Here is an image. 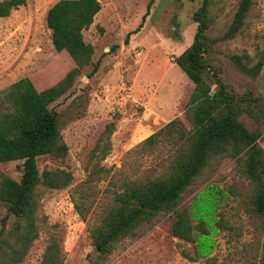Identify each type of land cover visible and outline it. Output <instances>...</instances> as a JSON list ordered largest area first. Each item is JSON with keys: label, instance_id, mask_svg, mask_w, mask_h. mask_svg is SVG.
Here are the masks:
<instances>
[{"label": "rangeland", "instance_id": "obj_1", "mask_svg": "<svg viewBox=\"0 0 264 264\" xmlns=\"http://www.w3.org/2000/svg\"><path fill=\"white\" fill-rule=\"evenodd\" d=\"M57 0H26L9 16L0 17V90L28 77L37 90L58 82L74 66L65 51H56L45 15ZM99 0L101 8L83 38L94 46L91 66L83 69L74 85L49 107L62 114L61 134L67 145L63 157L37 158L39 172L63 169L72 175L69 185L52 189L37 185L38 235L18 264H40L46 245L55 238L63 254L62 264H89L94 255L89 228L97 224L113 203L125 181L154 176L167 158V147L136 152L139 142L173 118L189 128L185 107L193 82L174 59L193 40L197 23L192 15L200 1ZM238 0H213L215 22L209 37L227 30ZM264 49V0H253L242 30L231 39L219 40L210 61L223 79L237 91L251 90L264 97V66L252 78L231 60L232 54H249L253 61ZM250 130L259 129L257 140L264 150V126L243 115ZM113 130L107 136L108 125ZM108 141V148L101 146ZM208 165L182 193L176 210L190 208L206 187L221 191L216 198L217 219L222 226L214 235V249L206 257L196 255L195 242L172 235L174 211L161 213L142 224L134 236L123 239L103 264H259L264 250V218L247 210L249 179L235 158L224 156ZM21 161L0 162V172L19 180ZM0 202V221L5 215ZM195 222V221H193ZM12 218L8 220V226Z\"/></svg>", "mask_w": 264, "mask_h": 264}, {"label": "trees", "instance_id": "obj_2", "mask_svg": "<svg viewBox=\"0 0 264 264\" xmlns=\"http://www.w3.org/2000/svg\"><path fill=\"white\" fill-rule=\"evenodd\" d=\"M197 1V0H192ZM192 18L197 23L192 42L178 56L175 64L193 82L185 107L187 128L176 117L144 138L136 152H153L167 147V158L154 176L131 179L115 192L113 203L104 210L99 222L89 228L94 255L89 264H103L116 246L134 236L139 226L152 222L161 213L174 211L172 235L195 242L196 255L182 253L189 260L206 257L214 249V235L222 226L217 219L216 198L221 191L206 187L192 201L190 208L176 210L182 193L205 167L217 159L235 158L249 179L251 190L247 210L264 218V150L257 143L259 129L250 130L240 120L246 115L257 127L264 126V97L251 90L237 91L226 82L210 61L213 46L219 40L234 38L244 27L253 0H238L232 20L221 37H209L207 31L215 22L210 12L213 0H199ZM150 0L142 20L147 16ZM26 0H0V17L24 5ZM101 8L99 0H57L47 10L46 26L56 51L65 50L74 66L55 84L37 90L28 77H22L0 90V162L20 160L19 180L0 172V202L6 213L0 221V264H18L38 235L36 214L39 209L37 185L61 189L72 181L63 169L39 172L37 158L43 155L63 157L67 145L62 139V114L49 105L65 94L91 66V76L98 63L91 58L94 46L83 38V31L93 23ZM253 61L246 52L230 56L236 67L249 77H256L264 66V49ZM108 125L107 136L113 130ZM108 141L102 151L108 148ZM12 223L8 226V220ZM195 221V222H193ZM63 254L55 238L46 245L40 264H62ZM259 264H264V250Z\"/></svg>", "mask_w": 264, "mask_h": 264}]
</instances>
